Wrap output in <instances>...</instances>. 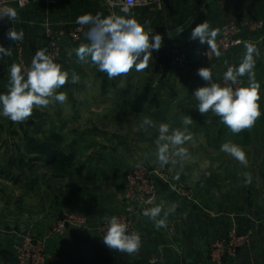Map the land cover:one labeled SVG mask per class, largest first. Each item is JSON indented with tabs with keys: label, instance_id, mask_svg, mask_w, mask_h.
<instances>
[{
	"label": "rangeland",
	"instance_id": "rangeland-1",
	"mask_svg": "<svg viewBox=\"0 0 264 264\" xmlns=\"http://www.w3.org/2000/svg\"><path fill=\"white\" fill-rule=\"evenodd\" d=\"M248 21L264 23L261 19ZM250 34L264 36V32ZM40 47L46 48V43ZM16 56L13 52L8 58H0V93L7 91L10 65L19 64ZM215 58L208 67L212 68ZM64 63L61 53L59 64L62 68ZM75 65L71 68L73 71H67L69 83L58 90L67 93L65 103L36 109L24 123H14L0 116V264H6V254L14 256L17 247L30 240L45 243L48 257L56 259L48 262L57 263L60 256L49 253L48 241L55 243L72 230H82L71 228L66 235L59 236L54 231L57 223L67 214L89 220L88 214L75 210L74 198H89L90 202L108 201V217L119 216L128 205V180L131 178L134 181L151 179L155 183L156 195L148 204L159 196L178 198L200 201L207 211L216 213L222 232L212 244L224 241L234 231L240 235L249 234L250 245L254 240H264V142L256 140L258 133H264V114L253 128L239 133L237 140L229 137L214 140V133H231L217 116L205 119L203 124L194 119L188 126L189 131L194 134L195 129L202 130L210 133V137L206 136L202 146L201 139L193 135V140L184 145L188 158H177V163L161 167L155 145L158 126L149 128L147 132L141 130L143 117L134 116L128 107L123 109L121 102L157 101L158 89L169 83L173 87L178 86L172 97L187 98L197 106L192 88L204 86L206 82L197 72L189 70L178 72L172 79L168 76L174 71L171 59L148 65L151 71L157 69L158 73L153 76L147 73L135 78L131 71L112 80L92 63L79 61ZM230 65H226L224 70ZM158 68L162 70L158 71ZM84 70L88 75L80 78L79 83L72 84L71 74ZM224 72L220 75L214 72L213 80L223 83ZM247 81V76L242 77L241 86H246ZM78 85H86L87 89L75 88ZM183 86L190 92H184ZM260 89L263 91L260 92L259 104L264 113V83ZM79 114L88 118V122L80 123L78 120L70 127L62 123ZM205 115L213 116L211 112ZM215 141L216 144L231 141L240 145L247 154V166L220 149L215 150ZM57 151L71 156L72 160L65 165L50 162L49 156ZM20 163L22 169H18ZM249 176L250 183L246 182ZM112 181L114 184L111 185ZM120 202L123 210L117 214ZM148 204L138 205L137 213L139 207ZM233 216L235 218H231ZM226 219H234L235 222ZM229 222L230 227L225 231L223 228ZM104 223L106 221L97 226ZM209 260L212 263L210 252Z\"/></svg>",
	"mask_w": 264,
	"mask_h": 264
},
{
	"label": "crops",
	"instance_id": "crops-1",
	"mask_svg": "<svg viewBox=\"0 0 264 264\" xmlns=\"http://www.w3.org/2000/svg\"><path fill=\"white\" fill-rule=\"evenodd\" d=\"M16 12L19 15V22L0 20V44L6 48L11 47L12 53L15 52V55H17L16 45L21 44L28 68L36 52V47L38 50L41 48L40 44L46 43L43 35L45 25L51 24L67 33L62 45V58L66 62L63 65L65 71H73L71 68L77 66L75 64L79 62L75 55V49L81 43H88L85 33L80 43L72 42L69 37L71 29L77 24V18L89 13L95 15L99 12L103 16L111 14L102 0H58L48 6L35 3ZM117 14L125 15L122 10H118ZM128 14L133 15L141 24H144L146 30L150 29L153 33H159L163 37V45L160 50L152 52V57L148 62L150 65L158 61L169 60L180 52L188 54L192 59H198L201 51L207 45L200 44L198 40L190 39L191 30L196 24L207 21L212 27L219 28L221 31L227 24L240 19L242 21L264 20V0H169L161 8L154 6L136 7ZM145 22L147 23L145 24ZM10 27L24 32L22 41L15 42L7 39L6 33ZM181 29L183 30L181 31ZM86 31L87 29H85ZM242 37L244 39L242 46L227 55L215 58L212 71L213 73L218 72L220 75L225 71L226 65L238 66L245 51V44L252 43L258 47L260 52V55L255 57L254 71L255 78L261 85L264 83V39L262 36L251 35L247 31L242 34ZM5 58L8 57L5 56ZM225 61L228 63L225 64ZM156 70L151 71L150 68L142 72L133 70L132 74L135 78L147 73L153 76V74L158 73ZM160 70L162 69L158 68V71ZM76 74L80 78L88 75L86 70L77 71ZM177 74L178 72L172 71L168 76L174 79ZM85 86L80 87L78 85L75 88H84L85 90L87 89ZM176 87L169 83L164 84L157 91L159 97L157 101L142 100L134 103L122 101L123 109L127 107L132 109V114L137 117H150L156 126L161 122H166L172 126L181 127V117L184 115L192 116L193 120L197 119L198 124H203L205 119L217 118L214 114L213 116L199 115L195 106L196 103L187 98L172 97L173 90L177 91ZM185 88L187 87L183 86L184 92H190V89L187 88L186 90ZM195 89L192 88V92ZM262 91L260 89V92ZM80 114L74 118H67L62 123L68 124L70 127L78 120L80 123L88 122L86 121L88 118H84ZM262 120L264 121V118ZM66 128L59 129L66 132ZM193 135L197 139H201L202 146L206 136L210 137V133L206 134L205 131H196V129ZM213 135H216L214 140L220 141L226 137L234 140L239 137V134L233 133H214ZM256 138L257 141L263 143L264 133H258ZM213 145L217 147L215 150H218L222 144H216L215 141ZM112 184H114L113 181ZM178 200L180 199L159 196L154 202L139 207L135 218V232L140 234L142 246L139 253L128 255L110 250L95 231L97 225L105 221L104 218L108 216V201L90 202L89 198L85 200H79L78 197L74 198L75 210L89 215L90 228L72 230L55 243L51 240L48 241L47 250L51 254L60 256L59 261L55 264H140L149 259H155L157 264H212L209 260L211 242L219 237L222 232L219 216L207 211L200 201L180 200V202ZM161 204L166 209L175 204L176 208L167 218V227L157 230L154 223L144 217L142 212L145 208ZM118 205L117 214L123 210V204L120 202ZM231 220L235 222L234 219ZM231 220L228 219L227 221ZM229 227L230 222L223 229L227 231ZM4 262L8 264L5 256ZM48 264L53 263L48 262ZM224 264H264V240L261 242L254 240L248 249L241 251L237 257L225 261Z\"/></svg>",
	"mask_w": 264,
	"mask_h": 264
},
{
	"label": "clouds",
	"instance_id": "clouds-1",
	"mask_svg": "<svg viewBox=\"0 0 264 264\" xmlns=\"http://www.w3.org/2000/svg\"><path fill=\"white\" fill-rule=\"evenodd\" d=\"M125 15L116 13L103 16L101 13L85 14L77 18V24L85 27L88 43H81L75 49L79 61L92 63L109 80L128 75L131 71L142 72L148 68L153 51H159L163 45V37L152 30H146L133 15H129L127 7L122 8ZM0 20L19 22L18 13L12 8H0ZM147 22H145L146 24ZM183 29H181L182 31ZM219 28L212 27L207 21L196 24L191 30L190 39L206 44L209 51L217 58L222 56L216 38ZM9 41L20 42L24 38L22 30L10 27L6 33ZM245 51L239 65H230L223 73V83L213 80L211 67H200L197 75L206 82L192 93L198 102L196 109L203 116L209 112L219 117L220 122L233 134L250 130L261 117L259 104L260 83L255 78V57L260 55L255 44L246 43ZM12 55L11 47L0 44V58ZM225 64L228 62L225 61ZM248 77L246 86H239L242 77ZM70 82L77 84L80 77L71 74ZM69 83V73L63 70L47 48L38 49L32 57L30 67L26 70L17 63L9 68L7 91L0 93V116L14 123H24L36 109H45L53 103L63 104L67 101V93L58 91ZM190 115L181 117L182 127L174 128L170 123L161 122L157 128L156 157L163 167L169 163H177L188 158L185 144L193 140L188 126L192 125ZM156 127L150 117H143L140 129L147 132ZM220 151L226 153L241 165L247 166V154L244 149L231 141L221 145ZM147 158V157H146ZM248 183L251 182L250 176ZM142 199V198H141ZM176 205L165 208L156 205L145 208L144 217L150 219L157 230L167 227L168 216L175 211ZM107 230L103 235V243L112 251L134 255L139 253L142 240L138 232H129L128 225L116 215L106 216Z\"/></svg>",
	"mask_w": 264,
	"mask_h": 264
},
{
	"label": "built area",
	"instance_id": "built-area-1",
	"mask_svg": "<svg viewBox=\"0 0 264 264\" xmlns=\"http://www.w3.org/2000/svg\"><path fill=\"white\" fill-rule=\"evenodd\" d=\"M58 0H0V8H12L15 11L30 7L35 3L51 5ZM108 7L109 11L116 13L118 10L127 7L129 11L136 7L154 6L161 8L167 4L169 0H102ZM85 27L76 24L70 31L69 37L72 42L80 43L85 33ZM248 31L261 33L264 32V23L253 24L250 21H241L239 23L231 22L224 26L216 38V43L222 54H229L234 49L244 44L242 34ZM44 39L47 49L53 55L54 60L59 63L62 53V45L67 36L63 29H57L51 24L44 27ZM264 39V36H262ZM208 46L203 49L198 59H192L188 54L180 52L171 58L172 69L176 72L193 71L197 72L200 67H208L216 57L209 51V57L205 54ZM17 59L19 64L26 70L27 65L24 61V51L21 44L17 45ZM241 86V84L239 85ZM127 199L128 205L124 212L117 216L128 225L129 232L135 231V216L137 214L136 207L138 205L148 204L156 195L155 183L149 180H136L132 178L128 180ZM142 198V199H141ZM89 220L76 214L65 215L55 226V233L64 236L67 231L73 229H86L90 226ZM107 230V223L97 226L95 231L100 237H103ZM250 245V235H240L236 231L232 232L224 241H216L210 246V259L214 264H224L225 261L238 256L239 252ZM17 264H46L48 261H56L52 257H48L46 245L43 242L28 241L25 245L17 247L16 254ZM140 264H157L155 259H149Z\"/></svg>",
	"mask_w": 264,
	"mask_h": 264
},
{
	"label": "trees",
	"instance_id": "trees-1",
	"mask_svg": "<svg viewBox=\"0 0 264 264\" xmlns=\"http://www.w3.org/2000/svg\"><path fill=\"white\" fill-rule=\"evenodd\" d=\"M57 159H59L60 161H56ZM70 160H72V157L71 156H67L62 151H57L56 153H54V154L49 156V161L50 162H53V163H57L58 162L60 165H65ZM21 166H22V164L18 166V169H22Z\"/></svg>",
	"mask_w": 264,
	"mask_h": 264
},
{
	"label": "water",
	"instance_id": "water-1",
	"mask_svg": "<svg viewBox=\"0 0 264 264\" xmlns=\"http://www.w3.org/2000/svg\"><path fill=\"white\" fill-rule=\"evenodd\" d=\"M5 258L9 264H17L16 258L14 256L6 254Z\"/></svg>",
	"mask_w": 264,
	"mask_h": 264
}]
</instances>
